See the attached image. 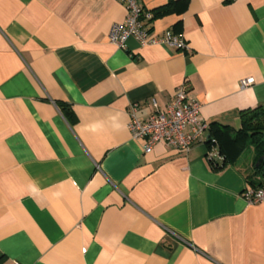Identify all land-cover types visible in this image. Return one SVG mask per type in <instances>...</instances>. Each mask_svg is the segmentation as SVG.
<instances>
[{
  "label": "crops",
  "instance_id": "crops-1",
  "mask_svg": "<svg viewBox=\"0 0 264 264\" xmlns=\"http://www.w3.org/2000/svg\"><path fill=\"white\" fill-rule=\"evenodd\" d=\"M169 2L143 23L185 51L109 42L115 0H0V264H264V201L242 197L259 151L225 162L207 130L146 154L128 128L185 85L208 126L259 108L264 131V0L138 3Z\"/></svg>",
  "mask_w": 264,
  "mask_h": 264
},
{
  "label": "built area",
  "instance_id": "built-area-1",
  "mask_svg": "<svg viewBox=\"0 0 264 264\" xmlns=\"http://www.w3.org/2000/svg\"><path fill=\"white\" fill-rule=\"evenodd\" d=\"M125 9L126 17L122 23H115L108 32V40L119 49H124L128 39L135 40L140 46L163 45L185 51L183 39L170 31L163 35H154L143 22H151L152 14L143 10L139 0H115ZM250 84L241 82V87ZM128 125L131 137L143 144V152L150 153L154 146L162 144L179 153H187L197 143L205 142V133L209 126L201 118V106L193 98L185 85L178 87L166 111L155 117L140 120L135 115L136 105L132 106ZM243 199L248 205L264 201V185L259 188H247Z\"/></svg>",
  "mask_w": 264,
  "mask_h": 264
},
{
  "label": "trees",
  "instance_id": "trees-1",
  "mask_svg": "<svg viewBox=\"0 0 264 264\" xmlns=\"http://www.w3.org/2000/svg\"><path fill=\"white\" fill-rule=\"evenodd\" d=\"M188 0H183L186 3ZM175 2H169L167 5L153 11V19L165 16L174 11ZM60 111L69 121L73 120V113L71 110L62 105H58ZM261 109L243 111L240 114L242 129L239 132H233V130L225 125L213 122L209 125V141L207 145H211L212 142H216L219 145L221 154H223L225 162H233L239 152L243 149L244 145L249 142L255 149L259 151V156L256 162L253 164V170L255 174H261L264 179V159L259 166H256L258 159L264 155V131H262V112ZM249 185L256 188L264 185V180L259 184H256L253 180L249 181Z\"/></svg>",
  "mask_w": 264,
  "mask_h": 264
},
{
  "label": "water",
  "instance_id": "water-1",
  "mask_svg": "<svg viewBox=\"0 0 264 264\" xmlns=\"http://www.w3.org/2000/svg\"><path fill=\"white\" fill-rule=\"evenodd\" d=\"M208 138H209V136L207 135V139ZM263 159H264V155L261 156V158L258 160V162L256 163V166H259Z\"/></svg>",
  "mask_w": 264,
  "mask_h": 264
},
{
  "label": "rangeland",
  "instance_id": "rangeland-1",
  "mask_svg": "<svg viewBox=\"0 0 264 264\" xmlns=\"http://www.w3.org/2000/svg\"><path fill=\"white\" fill-rule=\"evenodd\" d=\"M244 155H246V153Z\"/></svg>",
  "mask_w": 264,
  "mask_h": 264
}]
</instances>
